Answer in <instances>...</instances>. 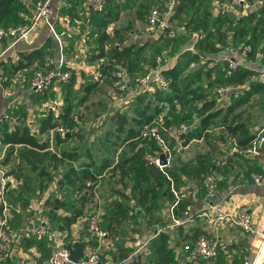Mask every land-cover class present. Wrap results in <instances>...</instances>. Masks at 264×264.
Here are the masks:
<instances>
[{
    "label": "trees",
    "instance_id": "obj_1",
    "mask_svg": "<svg viewBox=\"0 0 264 264\" xmlns=\"http://www.w3.org/2000/svg\"><path fill=\"white\" fill-rule=\"evenodd\" d=\"M32 1L34 2V0ZM109 1L106 0L101 11L88 9L90 14L100 15L96 23L97 52L91 55V59L106 56L107 52L104 45L108 44V58L105 62L98 64L99 73L109 76L111 71L119 66L125 67L132 73L136 66V55L139 54L141 45L132 41H124L118 35L117 29L112 30L111 33L105 30L108 17H114L110 12V7L108 8ZM194 1L177 0L174 10L168 15L167 20L170 22L185 5L194 3ZM228 1L231 2V0ZM162 3L160 0L156 6L161 8ZM231 3L237 7L241 6L236 2ZM257 6L256 9L249 10L245 14L228 19L227 16L208 18L207 14L197 19L188 18L184 26L196 33L197 37L194 40L196 49L194 51L186 49L181 52L175 63L160 67V72L169 78L165 88L161 89L152 84V88L138 91L128 99L127 113L121 110V107H117L109 114L106 128L95 137V140L92 139V142H97L98 152H102L100 157L96 156L98 154L93 155L91 152L93 148H87L85 152H80L76 145H65L51 150L48 137H38V134L45 130L53 129V141L55 144H59L79 133L78 128L72 129L74 125L71 116L73 103L68 99V89L73 80L72 73L66 83L58 82L67 89L57 113L53 114L48 110L38 117L35 129H31L26 123L10 125L8 120H0V142L8 145L6 156L8 157L13 152V146L17 145L14 151L16 158L21 160L31 170L32 174L37 173L40 190L54 180L53 182L57 187H64L65 190L73 192L74 196L76 195L74 200L78 203H74L73 199L67 202L55 196L51 197L52 200L47 198L45 205L42 204L53 227H58L56 225L58 219H62L63 226L68 227L77 217L82 215L84 203L93 200L94 185L98 181L97 175L105 168H108L110 172L118 171L121 180L128 175L134 178L129 188V194L117 189L119 198L112 201V210L102 212L100 215L99 226L101 221H104L103 229L107 236L111 235L122 221H127L130 217L135 219V212L137 211L134 210L135 206L142 208L143 215L148 217L146 219L147 224L158 220V218H152L154 211L159 208L162 201L169 204L172 195L168 190V179L165 173L144 157L146 152L155 154L160 150V144L155 137L145 138L141 136L140 131L146 125L158 124L159 133L166 139V133L162 131L163 127L179 122H191L192 124L189 125L184 134L183 144L192 138L205 140L211 138L213 134L207 132L208 127H222L224 133L216 136V138L222 140L227 136L228 139L233 138L236 149L249 144L256 130H250V120L242 116L243 105L249 102V97L252 94L264 91V80L255 77L256 69L250 64L239 65L230 73L225 74L226 62L220 59V54L228 43L226 41L227 33L230 31L232 40H240L242 44H250L247 57L253 56L257 50L261 52L262 61H264V2ZM146 7L148 12L151 6L147 3L144 9ZM22 12L27 13L28 8L21 0H0V27L23 22L26 18L21 15ZM226 19L228 23L224 30H221L220 26H214L215 22ZM163 36H165L166 42H175V37L168 38L171 36H166L164 31H160L158 37L162 38ZM32 52L30 56L32 55L39 61L42 60V51L33 50ZM191 60L199 63L198 68L187 70V63ZM63 68L66 69L67 67L63 66ZM212 73H214L213 76ZM213 82L217 84L228 83L238 88L235 92L227 91L230 99L224 104L217 105L215 98L209 96L205 90ZM94 85L93 82L84 84L82 86L84 93L79 96L78 100H83L86 97L85 93L91 91ZM58 127H62L63 130L59 131ZM167 142L169 146L174 143L172 139L167 140ZM117 147L127 148L128 153L120 157L117 156L115 160L109 154L115 151ZM82 155H85L84 159H81ZM64 161H66L65 168H62L61 164ZM22 166L20 163H16L8 169V173L12 174L15 179H20L17 183L21 187H27L30 190L32 189L30 183L32 175L25 174L22 171ZM210 167L208 153L198 152L192 159H176V162L172 159L163 170L172 177L179 189L181 175L200 179L209 172ZM51 169L60 170V175L56 176L57 173H52ZM49 196L52 195L49 194ZM129 200H133L132 203ZM188 203L189 199L181 195L177 204L172 208L173 217H182V212ZM67 204L70 212L61 217L57 215L55 208ZM92 212H87L84 216V233L86 236L89 234L86 216ZM181 225L182 223L176 225L177 231L181 230ZM200 232L193 230L183 234L182 238L192 242ZM26 237L44 246L46 243L48 244L42 248L41 255L35 263L39 264L51 246L45 238ZM82 238V235L78 237V239ZM150 239L148 243L150 255L142 264L176 263L173 248L168 244L169 232L167 230L160 228L154 231ZM90 240L93 244H97L95 237L90 236ZM178 243L177 240L176 244ZM98 253L101 261L103 257L101 248L98 249ZM181 254L186 258L183 250ZM118 256L122 259L121 264H140L139 257L126 259L127 252L121 248ZM199 259L203 258H196V260ZM189 261L192 262V260Z\"/></svg>",
    "mask_w": 264,
    "mask_h": 264
},
{
    "label": "crops",
    "instance_id": "obj_2",
    "mask_svg": "<svg viewBox=\"0 0 264 264\" xmlns=\"http://www.w3.org/2000/svg\"><path fill=\"white\" fill-rule=\"evenodd\" d=\"M21 1L26 4L28 8L27 13H21V15L26 18L32 13L34 4L32 0ZM153 1L154 0H110L108 2V8L110 7V12L112 15H114V17H108L105 30L108 33H111L112 30L117 29L118 35L120 37L122 35L130 34L132 37V42H139L140 40H138V38H142V42L140 41L139 43L141 45L139 49L140 52L142 48L150 45L151 40L155 37L154 34H151L147 27H145L146 21L144 18V6L147 5V3L151 4ZM158 1L159 0H157V4L153 6L158 5ZM262 2H264V0H262ZM99 18V14L95 15L88 12L87 0H50V12L48 15V20L52 30L46 22L41 21L36 29L31 32L28 39H18L12 43H9L5 39H0V116L3 117L0 120H7L6 116L18 113L21 115L23 123L30 125V122H33L34 115L38 110H40V107L49 102L51 104L52 101L48 99L47 96H40L39 92L34 91L31 88L29 78L33 70L44 68V58L46 56H50L53 59L61 56L63 66L71 65L72 63L78 65L75 62L79 59V54L85 48V45L83 44L87 45V40L85 38L92 34L93 38L91 39H93L94 42H97L96 23ZM117 19L118 21L125 19L126 21L132 22V27L127 26L128 22L116 25L115 23L117 22L115 21ZM154 30L157 33L159 32L156 29ZM227 34L228 38L226 41L228 43L225 47H229V50L227 51L231 56H237L242 42L240 40H232L230 38V31ZM104 49L106 52L108 51V44L104 45ZM33 50H40L43 52V58L41 61L34 58L32 55L30 56V54L33 53ZM179 52L180 50H178L176 53L178 57L176 59H172L168 66L176 62V60L179 58ZM68 53H72V55H68ZM251 57L253 64L250 62V65L255 66L258 64V62L264 63V61H262V54L257 50ZM251 57H247L245 64L248 63V58L250 59ZM91 61L92 59L90 56L89 62ZM135 62L138 63L137 60ZM263 65H261V67L256 66V70L261 69L260 72H256V78H258V74L264 70V67L262 68ZM96 67H98V65H96ZM144 70L145 69L140 72H143ZM260 80H264V76H262ZM59 86L60 83L55 81L48 89L40 94H44L45 92L49 91L58 93ZM227 97L229 100V95H227ZM41 115L43 114L40 113V116ZM263 122L264 121H261V125L264 124ZM259 126L256 127V131L258 130ZM46 137L49 139L51 150L66 145L64 143L55 144L53 141V136L47 135ZM190 140L191 139L185 143L183 146L184 148L189 145ZM226 142L227 152L224 153V157L220 158L216 153H214L213 156H209V161L211 164L215 158L220 160L219 165H211L209 170L212 171V173H214L215 177L217 178V189L212 194L207 193L203 184V178L206 173L200 179L189 178L181 175L179 191L182 196L189 199L188 204L190 207L188 214L176 218L180 219L181 222L174 223L169 215L168 203L166 201H162L159 208L154 211V213H156L158 216L166 214L169 217L168 222L163 225L164 228L162 229H165L169 232L168 244L173 248L175 257L174 259L176 260L175 264H246L248 256H250L251 252L253 251V244L256 234L264 227V144L260 147L258 154H242L238 151V149H236L235 143L233 141L227 139ZM74 145L77 146L80 152H85V149L87 148H93L95 152H98L97 142L94 143L90 139L87 141V144L83 150H81V147H79L76 142L69 144V146ZM16 147L17 145L13 146V152L7 157L6 155L8 145L0 142V169L3 171L2 174L0 173V178L4 176L6 180L5 196L11 213L12 225V242L10 252L4 261H0V264H35L41 255L42 248L48 244L46 243L44 246L35 243L28 239L24 234L23 227L26 223L27 216L31 212L30 209L37 203H42L45 205L47 198L52 200L51 197L55 196L57 198H62L67 202L72 201V199L74 203L78 202L74 200L76 195L74 196L73 192L65 190L64 187H57V185H55L53 182L54 180L51 183H48L47 186H45L42 190H40L38 188L39 177H37V173L35 172V174H31L32 172L27 166L26 168H28V173L25 174L30 176L32 175L30 180L32 189L29 190L27 187H21V185L17 183L20 181V179L17 180L12 174L8 173V169L16 163H20L21 165L25 166V164L15 156L14 151ZM122 149L124 150L122 151ZM122 149L121 151L125 152L124 155H126L128 153L127 148ZM93 150H91V152L94 155ZM194 151L193 155L191 154L192 156L190 155L186 158H182V160L192 159L198 152H207L203 150ZM120 153L121 152L117 153L118 157H120ZM180 154L182 156V153ZM12 157H14V162L11 165ZM177 157L173 158L174 162H176ZM84 158L85 155H82L81 159ZM65 164L66 161L61 164V167L65 166ZM252 172H258L260 175V180L257 183L251 178L250 174ZM60 173V170H58L56 176H59ZM114 175H116V178L118 177V181H121L118 171H109V176L113 177ZM11 178L14 179L12 186L11 182L9 184V180ZM125 178L126 176L122 178V181ZM98 184L99 183L97 181L94 185L93 200L84 203L82 215L77 217L73 223H71L68 227H64L62 219H58L56 224L58 227H53L51 224V228L58 243L67 242L69 239H78V237L81 235L83 237L86 236V233H84V216L91 206H95L93 211L98 210V203L100 202V204L102 203L101 206L103 208V212H109L112 210V201L116 198H119V193L116 192L117 189L129 194L130 187L127 191H125V186H122L120 183L119 185L117 184L116 186H108L106 189L103 188V191L98 190L96 192L95 187H97ZM108 192L116 194V196L113 195L109 197ZM49 194L52 196H49ZM132 201L133 200H129L130 203H132ZM216 201H219L231 211L236 210L240 206L247 207L252 216L253 227L257 232L255 234H249L242 231L240 228L229 224H223L217 228H214L206 218H204L202 215H199L198 213L199 211L206 208L208 204ZM55 210L56 214L60 215V217L70 212L68 204L55 208ZM135 210H137L135 212V220L138 222L139 226L141 224L140 227L145 228L146 222L140 220L138 215L139 213L137 214V212L142 211V208L135 206ZM181 223L182 228L181 230L177 231L176 225ZM159 229L160 228L153 227L151 229V233ZM193 230H199L201 231L199 234L203 233L209 236H215L218 239L219 246L215 256L211 258L192 260L191 262L181 254V246L189 243L188 240H184L182 238V235L185 233L187 234L190 231L192 232ZM109 236H107L103 229L102 236L98 240L100 243H103L101 244V250L103 254L102 260H106V262H108L107 264H110V259H112L113 255L115 254V252H110L113 251L115 246L113 242H111L112 240H110ZM64 237L66 238L64 239ZM150 238L147 239V252H149L148 243L151 240ZM177 240L179 242L178 244H176ZM138 241L140 243H138ZM183 241L184 243L182 244ZM129 243L131 244H129L130 247L133 245L131 253L134 254L142 244L146 243V239L142 238L141 241L140 239H137L132 243ZM136 243H138L137 246ZM120 247L121 246L119 245L118 249ZM144 254L145 253H142V255L138 256L132 255L131 257H139L141 264ZM263 254L264 241L254 264L264 263V257L260 263V257ZM111 264L114 263L112 262Z\"/></svg>",
    "mask_w": 264,
    "mask_h": 264
},
{
    "label": "built area",
    "instance_id": "obj_3",
    "mask_svg": "<svg viewBox=\"0 0 264 264\" xmlns=\"http://www.w3.org/2000/svg\"><path fill=\"white\" fill-rule=\"evenodd\" d=\"M105 2L106 0H87V8L92 11H101L104 8ZM176 2L177 0H163L161 8L157 6L150 7L145 17L147 24L159 32L164 31L166 36H172L174 30L170 26V22L167 18L168 15L173 12ZM231 2L247 4V0H231ZM33 4L32 13L27 16L23 22L0 27V39H5L9 43L18 39H28L31 32L36 29L41 21L46 22L52 30L48 20L50 0H34ZM180 29H182V26ZM227 50H229V47H225L220 54V59L226 62L225 74L230 73L231 70H234L237 66L245 64L250 50V44H242L237 56H231ZM44 65V68L33 70L29 78L30 86L34 91L43 93L55 81L62 83L68 81L70 72L63 68L61 56L56 59L46 56L44 58ZM262 76H264V70L258 74L257 79L260 80ZM110 78L111 88H114L117 92L123 93L122 99L124 98V100L121 101V103H126L127 100L138 91L152 88V84L161 89L165 88L169 81V78L164 76L160 72V68L157 67L149 68L142 73L131 75L125 67L119 66L111 71ZM231 86L232 85L228 83L218 84L215 91L220 94H225ZM1 118L3 117L0 116V119ZM6 119L10 125L19 123L18 118L14 115L6 116ZM72 119L78 121L76 116H73ZM188 128L189 125L184 122L163 127L162 131L166 133V139L159 133L158 124L146 125L140 131L142 137H155L160 144V150H158L157 153L150 154L146 152L144 157L162 170L168 179V190L172 195V200L168 204V211L174 223L181 222L180 219H176L172 215V208L177 204L181 194L172 177H170L163 168L172 160L173 150L175 152V150L184 146V134ZM58 129L63 130L62 127H58ZM169 139L174 141L172 146L168 145L167 140ZM229 139L235 143L233 138L230 137ZM263 144L264 124L258 128L249 144L239 148L238 151L242 154H258ZM161 154L164 156V162L160 161ZM219 164L220 160L215 158L211 165L216 166ZM0 173H3L1 169ZM107 173H109V170L105 168L97 175V178ZM250 175L254 182L257 183L260 180L258 172H252ZM5 183L6 180L3 176L0 178V261H4L8 257L12 242L11 213L6 201ZM203 184L208 194H212L217 189V178L212 171L205 174ZM189 207V204L185 205L182 212L183 215L188 214ZM30 211L23 227L24 234L35 238H45L51 246L47 255L39 264H100L98 244H93L90 240V236L95 237L97 241L102 236V229L99 226L100 214L98 210H94L86 216L89 234L79 239L82 241V254L76 261H71L69 259V253L65 247L66 243H71L75 239H71L64 243H58L56 241L55 234L51 228V222L44 212L42 203H37ZM198 214L206 218L214 228L223 224H229L249 234H255L257 232L253 227L252 216L245 206H240L236 210L231 211L219 201H216L208 204V206L199 211ZM218 246L219 241L215 236L202 233L192 242L184 244L181 248L185 252L188 260H196L198 257L211 258L215 256Z\"/></svg>",
    "mask_w": 264,
    "mask_h": 264
},
{
    "label": "rangeland",
    "instance_id": "obj_4",
    "mask_svg": "<svg viewBox=\"0 0 264 264\" xmlns=\"http://www.w3.org/2000/svg\"><path fill=\"white\" fill-rule=\"evenodd\" d=\"M157 0H154L151 4H149L151 7L156 3ZM160 1V0H159ZM158 1V2H159ZM163 2V0H161ZM262 3V0H247V4H240V7H237L233 5L230 1L228 0H195L194 3L187 4L185 5L182 10L179 12L178 15H175L174 18L170 21V26L174 30V34L171 37H175V42L170 43V41L166 42L164 40L163 36L162 38L158 37V33L154 30L153 27L149 26L147 22H145V27L151 32V34H154V39L151 40L150 45L142 48L139 52V54L136 55V60L138 63H136V68L134 71L130 74H139L142 73L143 69L148 70L149 68L157 67L160 68L162 66H167L170 64L172 59H176L178 55L176 53L178 50L180 52L178 53L179 55L181 54L182 51L184 50H190L194 51L196 48L194 47V40L197 37L196 33L192 31V29H186L184 24L188 18L192 19H197L203 16L204 14H207L208 18L211 17H217V16H227L228 18L235 17L238 14H245L249 10L251 11L252 9H256L258 4ZM257 6V7H256ZM147 8V7H146ZM145 8L144 10V15L147 13V9ZM119 19V18H118ZM118 19L115 21L116 25L122 24L124 22H128L127 26L132 27V22L126 21L125 19L119 20ZM227 19L226 20H221L220 22H215L214 26H220L221 30L224 29L227 25ZM146 21V20H145ZM182 26V29L180 27ZM126 36V37H125ZM124 37V38H123ZM92 34L88 35L85 39L87 40V45H85V48L81 53L79 54V59L75 62L78 65H75L72 63L71 65H67L66 69L69 70L70 74L72 73L73 75V80L72 84L70 85V88L68 89V99L73 103L72 105V114L71 116H76L77 120H73V127L72 129L78 128V134L71 136L64 144L69 145L72 144L73 142H76L79 147H81V150L84 149V147L87 144V141L90 140H95V137L100 134L104 128L107 126L108 122V116L109 114L117 107H121V110H124L126 113L128 112L127 110V103H121V101L124 100L122 99V92H117L114 90V88H111L110 86V75L105 76L99 73L96 65H98L100 62L103 63L107 60L108 58V51L107 55L103 57H98L95 59H92L91 62H89V57L97 52V42L93 39ZM122 39L128 41L132 40V37L129 35H122ZM142 42V38H138ZM137 40V41H138ZM262 40V39H261ZM260 40V41H261ZM136 42L137 44L140 43ZM89 45V46H88ZM95 45V46H94ZM88 46V47H86ZM87 48V49H86ZM86 50V51H85ZM260 52V51H259ZM261 53V52H260ZM68 55H72V53H68ZM158 58V59H157ZM248 63L246 65L253 64L252 57L249 59L248 58ZM201 61H204L201 59ZM154 64V65H152ZM264 63L258 62L257 65H251V67L256 69V66L261 67ZM199 63H197L194 60H191L187 63L186 69L191 70L193 68H198L197 66ZM213 65V64H212ZM206 66V65H205ZM264 65L262 66V68ZM144 70V71H145ZM261 69H257L256 72H260ZM143 71V72H144ZM214 73H212V76ZM211 76V77H212ZM254 76V75H253ZM87 82H93L95 84L92 86L91 91H89L86 94V97L79 101L78 98L84 93L83 90V85L86 84ZM217 83H212L209 88L206 87V91L208 92V95L215 98V104L220 105L224 104L228 100V93L226 92L225 94H220L217 91H215L216 87L218 86L215 85ZM237 86H231L229 90L231 92H235L237 90ZM65 86L60 85L58 89V93H55L54 91H49L45 92L44 94H40V96H47L48 99H50L52 102L50 104L47 103L43 106L40 107V110L37 111V113L34 115V120L33 122H30V128L35 129L37 127V118L40 117V113L45 114L48 110H50L53 114H56L62 101H63V96L66 92ZM228 90V91H229ZM215 96V97H214ZM123 104V105H122ZM244 107V112L242 113V116L246 118L247 120H250V130H255L256 127L259 128L263 125H261V121H264V91L262 93H257V94H252L249 97V102L245 103L243 105ZM16 116L19 120V123H23V119L21 118L20 114H13ZM42 116V115H41ZM187 123V122H184ZM264 123V122H263ZM188 125L192 124L187 123ZM79 126V127H78ZM59 130V129H58ZM61 131V130H59ZM207 132H209L211 135V138H208L207 140L203 138H194L189 141V145L186 146L185 148L182 146L178 150H175L174 154L172 155V159L174 157H177L178 160H182V158H186L190 156L191 154L195 152L194 150H203L207 151L209 156H213L214 153H216L220 158L224 157V153L227 152V142L226 140L228 139V136L225 137L224 140L222 139H217L216 136L223 134L224 130L222 127H208ZM54 130L53 129H47L43 133L38 134V137H46L47 135L53 136ZM185 145V144H184ZM124 149H122L123 151ZM121 151V147H117L115 151L111 152L109 154L110 157H117V153H120V156H123L125 152ZM194 151V152H193ZM182 153V156L181 154ZM188 153V154H187ZM94 154H98L96 156L100 157L102 152H95ZM191 155V156H192ZM14 162V157L11 158V165ZM62 168H65L62 166ZM24 173H28V168H26V165L23 166ZM52 173H58V170L51 169ZM32 174V173H31ZM109 176V173H107L105 176H101L98 179V186L96 188V192L98 190L103 191L106 189L108 186H116L119 183L122 186H125V191L128 190L130 187V184L134 181V178L130 175L126 176V178L122 181H118V177L116 178V175ZM13 180V181H12ZM11 182V186L14 183V179L9 180V184ZM104 188V189H103ZM13 189V188H12ZM180 192V191H179ZM109 197L115 195L111 192H108ZM102 204V203H101ZM100 202L98 203L99 205V214L103 212V208L101 206ZM95 206H91L90 209H88V212L93 211ZM135 210V208H134ZM139 213V214H138ZM139 215V219L142 220L145 223V228L140 227L138 225V222L133 218L130 217L124 221H122L120 224L116 226V229L112 232V234L109 236L111 242L114 244L113 251L110 252H115L113 255V258L110 259V264L113 262L114 264H121L122 259L118 256L119 254V249L127 252V258L131 257L132 255H142V253H145L143 255V259L141 260V264L147 260V256L150 255V251L147 252V239H149L152 235L153 232L151 233V229L153 227L155 228H164V224L168 222V216L165 214L158 216L156 213H153L152 218H158V220L147 224V217L143 215L142 211L137 212ZM99 215V217H100ZM103 222L101 221L100 228L103 230ZM137 226V227H136ZM132 236V237H131ZM143 239H146V243L142 244L135 253H131V250L133 248V245L130 247L129 242H133L137 239H140V241ZM264 241V227L260 232L256 234L254 244H253V251L251 252L250 256H248V260L246 264H254L255 259L257 255L259 254V251L262 247V243ZM138 243H140L138 241ZM136 243V246L138 245ZM98 244V249L101 248V244L99 241L97 242ZM121 246L118 249V246ZM131 245V244H130ZM137 252V253H136ZM111 254V253H110ZM264 257V254L260 257V263L262 262V259ZM106 260L100 261V264H107ZM18 264V263H17Z\"/></svg>",
    "mask_w": 264,
    "mask_h": 264
},
{
    "label": "water",
    "instance_id": "obj_5",
    "mask_svg": "<svg viewBox=\"0 0 264 264\" xmlns=\"http://www.w3.org/2000/svg\"><path fill=\"white\" fill-rule=\"evenodd\" d=\"M160 161L164 162V156L162 154L160 155ZM65 247L68 250L69 259L71 261H76L78 257L82 254V241L79 239H75L71 243H66Z\"/></svg>",
    "mask_w": 264,
    "mask_h": 264
},
{
    "label": "bare ground",
    "instance_id": "obj_6",
    "mask_svg": "<svg viewBox=\"0 0 264 264\" xmlns=\"http://www.w3.org/2000/svg\"><path fill=\"white\" fill-rule=\"evenodd\" d=\"M264 264V263H263Z\"/></svg>",
    "mask_w": 264,
    "mask_h": 264
}]
</instances>
